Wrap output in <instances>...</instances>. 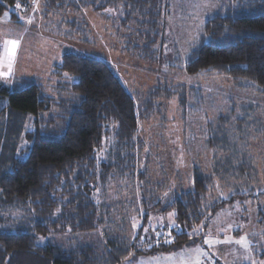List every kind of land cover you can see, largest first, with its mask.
Returning <instances> with one entry per match:
<instances>
[{"label": "trees", "instance_id": "trees-1", "mask_svg": "<svg viewBox=\"0 0 264 264\" xmlns=\"http://www.w3.org/2000/svg\"><path fill=\"white\" fill-rule=\"evenodd\" d=\"M32 1L0 0V17L12 9L9 22L19 23ZM166 1L41 0V8L47 16L67 5L103 11L122 3L156 23ZM218 7L182 67L189 75L215 72L264 95V0H226ZM56 68L60 77L75 79L71 99L61 94L58 102L40 79L0 84V141H6L10 155L0 158V264H123L132 254L201 246L202 234L190 235L199 225L229 204L249 199L222 190L208 206L213 175L195 165L192 188L165 210L174 212L176 226H162L147 238L148 217L160 203L155 189L148 190L154 186L149 169L138 167L143 115L136 99L98 58L65 52ZM18 114L34 117L25 135L7 125ZM114 185L119 190L109 196ZM139 198L142 209L134 211ZM97 231L101 242L96 246L77 238Z\"/></svg>", "mask_w": 264, "mask_h": 264}, {"label": "rangeland", "instance_id": "rangeland-1", "mask_svg": "<svg viewBox=\"0 0 264 264\" xmlns=\"http://www.w3.org/2000/svg\"><path fill=\"white\" fill-rule=\"evenodd\" d=\"M225 2L169 0L156 23L122 3L103 11L67 5L46 16L41 0H36L19 23L9 22L12 9L0 17V55L5 40L19 41L11 75L0 77L1 85L10 86L16 78L40 79L60 102L61 94L72 93L75 79L60 77L56 64L70 52L108 63L136 99L143 115L138 167L149 169L154 186L148 190L155 189L160 203L148 217L147 238L155 237L162 226H176L174 212L165 210L192 188L195 165L213 175L208 206L222 190L227 196L249 198L217 211L190 234H202L203 245L152 256L132 254L123 264H264V95L253 87H237L215 72L189 75L182 67L204 23ZM0 71L8 72L6 59ZM33 120L18 114L7 125L20 136L32 129ZM9 156L6 141H0V158ZM118 190L114 185L109 196ZM140 199L134 211L142 209ZM77 238L94 246L101 242L99 231ZM242 238L247 247L236 243Z\"/></svg>", "mask_w": 264, "mask_h": 264}, {"label": "snow or ice", "instance_id": "snow-or-ice-1", "mask_svg": "<svg viewBox=\"0 0 264 264\" xmlns=\"http://www.w3.org/2000/svg\"><path fill=\"white\" fill-rule=\"evenodd\" d=\"M19 7H20V5L17 4V8H19ZM30 22L31 21H29V23ZM18 47H19V41H16V40H5L4 41V44H3V54L0 55V66L3 65L4 60L6 59L7 62H8V72L5 73L3 71H0V77L10 76L11 75L12 63L14 61L15 54H16V51H17ZM133 227L135 228L136 225L134 224ZM170 235H171V233H169V236ZM165 243H172V240L171 239H167L165 241ZM205 243L206 244H209V246H211V241L205 240ZM236 243H239L242 246L247 247V241H246L245 238H242L241 240L236 241ZM196 251L197 252H200L201 249H196Z\"/></svg>", "mask_w": 264, "mask_h": 264}, {"label": "crops", "instance_id": "crops-1", "mask_svg": "<svg viewBox=\"0 0 264 264\" xmlns=\"http://www.w3.org/2000/svg\"><path fill=\"white\" fill-rule=\"evenodd\" d=\"M33 1L36 2V0H33ZM25 15H30V14H25ZM22 17H23V16H22ZM24 17H26V16H24ZM24 17H23V18H24Z\"/></svg>", "mask_w": 264, "mask_h": 264}]
</instances>
